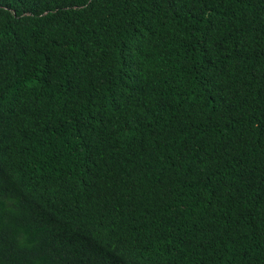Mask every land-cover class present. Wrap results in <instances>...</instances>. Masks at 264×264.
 Wrapping results in <instances>:
<instances>
[{
    "label": "trees",
    "instance_id": "1",
    "mask_svg": "<svg viewBox=\"0 0 264 264\" xmlns=\"http://www.w3.org/2000/svg\"><path fill=\"white\" fill-rule=\"evenodd\" d=\"M0 264H264V0H0Z\"/></svg>",
    "mask_w": 264,
    "mask_h": 264
}]
</instances>
